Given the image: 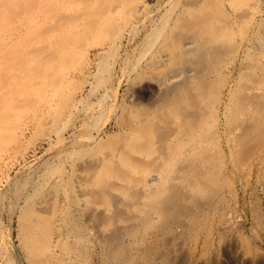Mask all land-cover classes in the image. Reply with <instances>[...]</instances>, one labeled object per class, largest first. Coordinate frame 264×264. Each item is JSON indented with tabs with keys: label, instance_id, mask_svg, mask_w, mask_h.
Returning <instances> with one entry per match:
<instances>
[{
	"label": "bare ground",
	"instance_id": "obj_1",
	"mask_svg": "<svg viewBox=\"0 0 264 264\" xmlns=\"http://www.w3.org/2000/svg\"><path fill=\"white\" fill-rule=\"evenodd\" d=\"M158 6L154 15L151 0H0V239L3 211L16 208L30 264H186L199 244L210 256L197 264L218 259L208 222L227 199V174L216 149L222 143L216 116L223 111L227 117L229 147L245 144L252 128L264 125V0H164ZM145 22L146 65L160 79L153 106L144 104L139 115L128 110L119 141L101 143L90 131L78 139L88 154L78 146L54 151L35 178L13 182L9 167L22 152L29 120L49 128L45 140L52 147L65 144L64 126L79 107L77 89L62 95L69 66L95 46L94 63L106 68L118 57L120 32ZM239 51L245 58L224 100L225 67ZM48 91L52 95L37 101ZM230 212L216 222L218 231H231L242 244ZM249 242L240 246L251 262L259 249Z\"/></svg>",
	"mask_w": 264,
	"mask_h": 264
},
{
	"label": "rangeland",
	"instance_id": "obj_2",
	"mask_svg": "<svg viewBox=\"0 0 264 264\" xmlns=\"http://www.w3.org/2000/svg\"><path fill=\"white\" fill-rule=\"evenodd\" d=\"M163 2L164 0H151L153 6L152 13L154 15L158 14V5L163 4ZM145 23L140 25V30L137 29L134 32L131 30H126V32L124 33L120 32L122 33V38L119 37L120 39H118V42L120 43H117V48L114 47V51L117 52V55L115 54V56L118 57L116 58V60H114L115 62H111H114V65H111L110 63L108 65L109 67H104L105 69L103 67L99 68V66L94 63V58L96 54L94 52L95 46H93L89 51V56L84 57V61H82L83 59L80 57L76 60V62L73 63V66H69V79L65 84V88H63L62 95L67 96L69 92L77 89L78 91L77 93L75 92V95L77 96L76 100L79 107L78 110L75 111L74 116H72L73 118L71 117V119L64 126L63 135L65 139V144L58 143V145L52 147L49 140H45V134L47 133L49 128L45 126H36L33 121L29 120V128L27 129V132L23 136V138L20 139L22 142L20 141L21 143H19L22 145H20L18 151H20L21 149L22 152H17L18 155L16 154L17 156L14 155L15 157H12L13 159L11 165L14 168L11 167V165L9 167V172H11L10 174H12L11 177L13 179V182L16 183L20 180L22 182V179L24 180L29 178H35L34 176H36V172H38V170H40V168H42L45 163H43V161L47 162V160H50L52 156L60 150H66L69 152L71 148V150H75L77 148V150L79 151L81 149L85 150L86 144H83V142L79 141L78 139H80L82 135L90 131L94 135H98V137L100 138L102 136V140L100 139L101 143L107 141H119V139L123 137V132L122 130H120L121 128H119L121 127V124L119 122H122L126 119V117H128L126 115L128 110L130 112L132 109L135 112L138 110L137 115H139V109L143 106L145 107L144 104L148 105L149 102L153 101L154 97L157 95L159 90L158 84L160 79L157 76V71L155 72L156 68L154 69L152 65L150 66L151 68L146 65V57H144L146 55L145 43L149 34L150 27H148V22ZM251 27V34H254L255 26ZM111 33L108 32L107 35ZM235 56L236 57H232L230 59L229 63L225 67L226 71L224 70L225 73H230L228 75L227 83L224 87V100L227 97L226 89H228V87L234 83L239 72L238 70H240L243 64L242 62H240V60L243 61V59L245 58V52L239 51ZM86 57L87 59L89 58L88 60L90 62L85 59ZM239 63H241V66ZM136 72H138V74ZM100 75L103 79L99 82L97 81V79ZM105 89L107 91V97L105 99V102H98L100 95L102 96V94L105 92ZM128 94H133L134 97L132 101L129 99ZM49 95H52L50 91L46 93H41L39 98H35L37 99V101H39L43 98L47 99V96ZM150 105L153 106V104ZM141 109V111L144 110L143 108ZM130 112H128V115ZM131 113L133 114V112ZM250 119L251 120H249V123H254L253 116ZM216 122L217 126L221 128L222 137L220 140H222V143L219 141L221 144H217L216 149H219L224 153L223 155V153L221 154V151H219V157H222V160L220 158V161L223 162V165L220 162V164L222 165L221 170L222 172L224 170L223 175L227 174L225 177H223V179L225 180L224 192L226 193L227 199L225 201V204L220 205V207L217 209L219 213L215 211L216 213H211V216H209V219L212 220L213 224L210 220L208 223L215 229V243L213 248L216 249L214 250L212 248L218 253V259L216 260L215 264H264V125L252 128L253 132L251 131L250 139L245 144H242L240 147L237 146V148L235 145L229 147V144L226 140L224 133L227 126V117L225 116L223 111L217 113ZM117 130H120L121 134H117V132H119ZM72 145L73 147H70ZM80 145H82V148ZM23 146L26 147V150L23 148ZM67 147H69L68 150L65 149ZM23 149L26 153L23 152ZM81 151L80 153L82 154L83 151ZM92 152L93 151H90L89 153ZM76 153L80 154L78 151ZM83 153L88 154L87 152ZM18 157H20L19 160H17ZM13 161L15 162L14 165ZM33 167L35 170L33 169ZM28 174H30L31 176H29ZM22 176L23 178H21ZM226 181H228V183ZM233 187L235 189H233ZM233 191L236 193H232ZM228 200L231 201L229 202ZM227 203L228 205H226ZM224 208H226L225 215H227V213L231 211V214L229 215H231V218H233L232 222H235L233 224L236 225L237 229L235 228V226L234 229H236L237 232L241 234H238V236H241V238L238 237V239H241L240 241L242 242V244L240 242H238L240 244L237 243V241L239 240L233 239L231 231L224 232L227 234L221 233V230L218 231L219 225L216 224V222L224 219ZM15 210L11 209V211H3V217L5 222L2 226L3 229L0 239V251L3 252L2 254L4 255H2V257L0 256V264H3L4 262V264H6L7 262L9 264L31 263V257H28L19 237V226L17 218L18 213ZM257 217H259L263 226L261 225V222L258 223L259 219ZM86 219L87 218L85 216L84 221L86 224L91 223V220ZM97 221H95L96 226L99 227L100 225ZM53 229L54 228H52V231H57V229ZM224 235H228L229 238L225 237L219 238L221 239V241L217 240L218 237H222ZM243 236H245V239L243 238ZM242 238L244 240L247 239V241H242ZM226 239L231 240L234 244L233 245L232 242L230 243V246L232 245L231 250L229 248L230 246H228V248L226 246H223L225 245V243L223 242ZM221 242L223 243V245ZM247 242L251 244L252 248L259 249L258 256L261 254V252L263 253L259 257L255 255L257 259H254L251 262L246 259L244 260L245 257H243V252L247 250ZM218 244L221 245V249ZM189 245L190 244H187V247L185 246V249L192 248L191 246H194L195 244H191L190 246ZM240 245H243L246 248ZM54 248H56L55 250L59 251L60 247L55 246ZM196 249V251L191 249L193 254L191 252L190 255H187L186 258L190 256L188 258L190 260L185 258L187 260L186 264H197V262H200L199 259L201 260L203 259V257L205 258L206 256H210L209 253L207 254L206 251L204 252L203 250H201V244H199L198 248ZM260 250L262 251L260 252ZM88 260L90 263L92 262L91 259ZM88 260L87 263H89ZM184 262L185 260L183 261V264H185ZM87 263L85 261V264Z\"/></svg>",
	"mask_w": 264,
	"mask_h": 264
}]
</instances>
